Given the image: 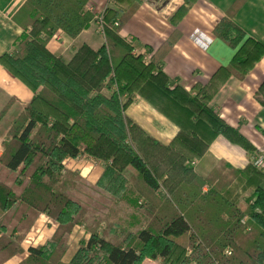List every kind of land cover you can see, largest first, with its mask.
Masks as SVG:
<instances>
[{"label":"trees","instance_id":"16d2710c","mask_svg":"<svg viewBox=\"0 0 264 264\" xmlns=\"http://www.w3.org/2000/svg\"><path fill=\"white\" fill-rule=\"evenodd\" d=\"M111 1L125 9L102 11V43H82L68 59L47 43L58 31L74 40L94 26L89 0H25L11 17L21 32L0 66L32 97L1 142L0 264L22 253L41 217L47 240L27 246L17 264H264V164L237 170L207 154L217 136L257 153L209 106L214 79H242L264 56V46L232 22L246 0H234L212 30L234 52L230 61L189 90L170 80L160 61L197 0L174 10L172 32L149 59L120 35L141 0ZM257 94L264 103V80ZM134 97L178 128L166 149L184 157L191 173L170 192L148 164L163 145L125 114ZM80 156L94 163L91 181L60 166L52 186L38 179L46 160L59 165Z\"/></svg>","mask_w":264,"mask_h":264},{"label":"crops","instance_id":"0c3cea01","mask_svg":"<svg viewBox=\"0 0 264 264\" xmlns=\"http://www.w3.org/2000/svg\"><path fill=\"white\" fill-rule=\"evenodd\" d=\"M24 1L0 0V55L13 50L12 42L19 36L21 30L12 22L11 17ZM182 1L167 0L160 6L159 0H141L139 8L120 31L123 38L131 41L135 54L142 55L144 59L154 55L172 32L173 28L168 19ZM233 1L197 0L178 22L177 29L180 36L172 49L160 61L163 72L175 84L186 90L195 85H206L219 68L228 64L234 52L215 38L212 30ZM89 5L95 15L107 7L115 11L125 9L111 0H89ZM232 22L248 37L264 46V0H246L234 14ZM97 37L99 36L93 25L74 40L58 31L47 43V49L55 56L68 59L72 51L82 43L93 49L98 48ZM263 80L264 56L242 79L233 77L226 80L214 79L209 87V93L212 96L209 106L227 125L238 129L256 148V154L248 155L243 149L230 144L222 136H217L211 141L207 154L237 170H243L256 158L262 157L264 160V103L260 102L261 96L257 94ZM31 97L30 90L0 66V110L9 100H12L8 110L0 119V154L1 142L7 130ZM125 114L148 136L163 145L151 161L158 159L156 164L162 166L159 162L165 159L167 162L163 165L164 169L157 172L153 166L151 167L156 177L162 181L163 191L170 192L191 173L184 167L186 163L184 157L166 149V145L177 134L178 128L139 97L132 98ZM84 158L80 156L71 160L83 161ZM87 160L92 162L91 159ZM93 166V163L90 164L89 169ZM87 169L85 172L88 171ZM22 248L24 249L23 244ZM18 256L20 254L4 264H17L20 261V259L17 260Z\"/></svg>","mask_w":264,"mask_h":264},{"label":"rangeland","instance_id":"374dc122","mask_svg":"<svg viewBox=\"0 0 264 264\" xmlns=\"http://www.w3.org/2000/svg\"><path fill=\"white\" fill-rule=\"evenodd\" d=\"M97 44H101L102 43V39L100 37H97ZM131 42V41H130ZM67 58V57H66ZM163 148V147H162ZM169 150V149H168ZM159 151V150H158ZM173 151V150H171ZM175 152V151H174ZM157 153V152H156ZM155 153V154H156ZM176 153V152H175ZM178 154V153H177ZM180 155V154H179ZM155 156V155H154ZM154 156L150 159L149 161V166H153L157 172L160 171V170H163V165L167 162L165 159H163L162 161H160L159 163H161L162 166H158L156 164V161H151ZM181 156V155H180ZM85 158L83 159V161L81 160H77V161H74V160H71V159H65L61 162V164L57 165L55 164L54 162L52 161H49V160H46L44 162V164L42 165L39 173L37 174V177L40 181L44 182L46 185H49V186H52L55 182V179L57 177V169L58 167L57 166H60L62 167V169H68V170H72V171H75L77 172L81 177H83L85 180L87 181H91L90 180V177H91V170L93 167H91V169H89L90 167V164L93 163L88 161L86 156H84ZM90 160V159H89ZM175 160V159H174ZM177 161V160H176ZM150 163L152 165H150ZM94 164V163H93ZM186 164V163H185ZM185 167V166H184ZM88 168V169H87ZM152 168V167H151ZM172 168H177V167H172ZM85 169H87L88 171L85 172ZM153 169V168H152ZM178 169V168H177ZM174 172H177V171H174ZM128 178L130 176H132L130 173H127L126 175ZM185 180V179H184ZM162 182V181H161ZM181 183V182H180ZM162 188V187H161ZM163 190V189H162ZM47 221V219H45L44 217H41V219L39 220L38 225L32 229L33 231L31 233L28 234V238H26L24 241H23V245L24 247L27 246V244H30V245H37V244H42L44 243L47 238H48V233H49V229L44 227V221ZM49 222V221H48ZM51 223V222H50ZM52 228V227H50ZM81 229L79 230H76V233L72 234L71 236V239L73 241H76L78 239V237L82 234V231H80ZM27 250V249H26ZM22 249V253L20 254V256L17 257V260L20 259V261L26 257L27 255V251ZM19 261V262H20ZM141 264H161V261L159 259H155V260H144Z\"/></svg>","mask_w":264,"mask_h":264},{"label":"built area","instance_id":"2783aa9c","mask_svg":"<svg viewBox=\"0 0 264 264\" xmlns=\"http://www.w3.org/2000/svg\"><path fill=\"white\" fill-rule=\"evenodd\" d=\"M92 13V8L89 9ZM95 15V14H94ZM94 29H95V32L100 36V37H103L104 35V22L102 20V12L98 13L97 15H95V18H94ZM54 37V36H53ZM52 37V38H53ZM128 42H130L129 40H127ZM255 167H261L263 164H264V160L262 157H259V158H256L253 163H252ZM28 238V237H26ZM30 244H27V246H29ZM26 247H24V250H26Z\"/></svg>","mask_w":264,"mask_h":264}]
</instances>
